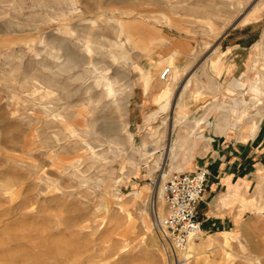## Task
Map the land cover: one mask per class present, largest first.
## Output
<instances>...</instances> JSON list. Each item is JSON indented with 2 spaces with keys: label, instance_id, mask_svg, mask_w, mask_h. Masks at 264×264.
<instances>
[{
  "label": "rangeland",
  "instance_id": "1",
  "mask_svg": "<svg viewBox=\"0 0 264 264\" xmlns=\"http://www.w3.org/2000/svg\"><path fill=\"white\" fill-rule=\"evenodd\" d=\"M255 15L256 22H242ZM64 49L76 63L65 61ZM173 50L182 74L171 87L170 107L145 123L160 86L173 77L167 68L159 80L156 62ZM148 72L154 80L144 96L138 79ZM48 75L55 82L45 96L39 80ZM190 78L202 94L179 98ZM188 90L195 93L194 85ZM184 97L186 121H180L175 104ZM209 102L208 121L192 132ZM218 112L230 113L240 131L215 136ZM57 115L73 136L50 120ZM254 122L256 134L243 143L258 140L260 168L264 0H0V264H168L171 253L153 237L148 209L152 197L166 215L155 191L162 169L163 182L176 166L206 169L211 150L239 142ZM182 129L202 136L166 158ZM205 137L211 138L206 150ZM143 141L157 143L150 155ZM229 231L203 228L184 264H264V213H248ZM222 235L229 237L226 250L215 247Z\"/></svg>",
  "mask_w": 264,
  "mask_h": 264
},
{
  "label": "crops",
  "instance_id": "2",
  "mask_svg": "<svg viewBox=\"0 0 264 264\" xmlns=\"http://www.w3.org/2000/svg\"><path fill=\"white\" fill-rule=\"evenodd\" d=\"M178 55V51L173 50L166 57L158 59L156 63L160 62L161 64L163 60L169 58L175 62ZM181 74L182 70L179 74V78ZM186 82L189 83L188 86H185ZM138 83L140 85V78L138 79ZM191 84L194 85L195 93L188 90V87ZM151 86L152 83H150L149 89ZM200 88L201 84L193 78H190L183 83L181 89L182 94L178 97L180 98L181 95L192 96L193 94H195V96H200L202 94ZM161 89L162 86H160L156 96L161 92ZM215 89L216 87H214V90L209 89L210 92L208 91V93H214ZM188 101L189 100L184 97L181 105L178 104V108H180L178 120L180 121H186L183 109H185V105ZM143 105H149V102L144 99ZM152 106H155L154 103ZM213 109V103L209 102L204 105L200 118L193 122L190 130L192 132H201L200 129L198 130V125L203 120L205 121L207 119L206 121H208V116L213 112ZM230 116V113L227 115L226 113L223 114L221 112H218L215 115L212 124V132L215 136L225 135L228 137L234 130L240 131L241 126L237 127L236 124H233L230 121ZM203 124L204 122L199 126H202ZM209 124L210 123L207 122L206 126ZM254 126L255 128L251 132H247V134H241L236 137L239 142H236L232 144V146L228 147V144L226 143L227 141H222L220 145H217L216 149L211 150V153L206 156L207 161L205 163L208 171V178L205 192L202 197L203 200L198 209V218L203 223L202 229L206 228L210 231H219L220 235L222 233H231L229 230L235 227L240 219L248 213H264V200L262 199L264 195V166L260 168L257 167L259 146L256 145V142L258 140L255 139V141L243 143L247 139L253 138L256 134L258 124L254 122ZM182 130L187 131V129ZM210 140L211 138L205 137L200 143L202 148L205 150L208 149ZM185 163V166H187V161H185ZM254 185L255 188L250 193Z\"/></svg>",
  "mask_w": 264,
  "mask_h": 264
},
{
  "label": "bare ground",
  "instance_id": "3",
  "mask_svg": "<svg viewBox=\"0 0 264 264\" xmlns=\"http://www.w3.org/2000/svg\"><path fill=\"white\" fill-rule=\"evenodd\" d=\"M259 17H260L259 15L249 16V17L243 19L242 22L244 24L245 23H250L252 21L256 22L259 19ZM160 41L161 40H159V42ZM50 44L52 46H54V44L52 42ZM113 45L117 47V45L115 43H113ZM57 49L59 50V47H56V50H54V53H56V51H58ZM54 53H52V54H54ZM63 55H64V58H65V61H67L68 63H73V62L76 63V57L74 55L70 54L65 49H64V54ZM178 65H180V64H178ZM178 65H176V63L173 62V60L171 58L163 60L161 62V64H160V62L156 63V66H155L156 68L157 67H161L160 72L158 74V79L159 80L161 79V74H163L164 72H166V74L164 76H162V80H164L165 79V76L167 75V73L169 71L168 69H171V68H172L173 77L171 76V78L168 79L169 82L165 80L168 83L162 87L161 92L156 96L155 101H154V105H155L154 106V109L151 110V112L147 115L146 120H145V123H148V122L152 121L159 114L166 113V111L169 109V107H170V97H171V91H172L171 90V87L173 85H175L176 83L178 84V82H177L178 79H179L178 77H179V74L181 73V68ZM58 75H61V73L58 74ZM152 81H153V77L150 76V72L140 74V86H141V89H142V94L144 96L146 95V93H147V91L149 89V85H150V83ZM39 82H40V85L41 86H39V90L38 91L40 93L42 92V94L46 96L50 92L49 89L51 87V84L53 82H55V81H54V79L49 78V75H48V76H42L41 79L39 80ZM188 84L189 83L186 82L185 83V86H188ZM95 85H96L97 88H99V85L100 84L99 85L95 84ZM103 86L104 87L105 86L107 87L106 90H107V93L109 95L112 94V83L111 82H106V85L104 84ZM174 100H175V96H174ZM175 107L178 108L179 105L176 103L175 104ZM76 117H78V116H76ZM57 119L59 121L63 122L64 125H66L64 128L67 129L69 131V133L73 136L74 135V131L71 128V126L68 124V120H65L60 115L51 116L50 117V120H52V122L53 121H57ZM163 123L165 125L168 124V133L170 135L171 134V131H172V127H173V121L171 120V118H169L167 116L164 119V122ZM183 133H184V135H181V136L177 137V139H175L176 145L174 147H171L170 145L166 146V152H165V157L166 158L167 157H171L173 155V152H174L175 149L176 150L181 149L182 146L184 144H186L187 141H189L190 137H193L195 140H199L201 138V136H202V135L193 136V135H190L189 133H187V131H184V130H183ZM141 146L143 148L144 155L147 156V155H150L155 150V148L157 147V143L155 142V143L147 144L145 141H143ZM181 166L173 167L174 171H183V169H181L182 168ZM174 171H172V172H174ZM164 177H165V174H164L163 169H162L161 174H160V177H159V180L156 182V185H155V191H156V194L158 193V200L160 199L159 200L160 203H161V201L164 202V199H163V190H162V184H163ZM149 193L151 195L154 192H152V190H149ZM135 197H137V194H135ZM114 199H116V201H119V203H115L117 205V209L119 211L122 210L123 207H122V204L120 203L121 202V199H119V198H114ZM148 209L151 210L153 212V214H154L153 215L154 216V221L151 223V226L153 228L151 233H152L153 237H155V239L157 240V242L161 244V243H163V239L161 238L160 230L157 229L156 223L158 221H161L163 217L161 216V214H160L159 211L157 212V202H155V199L152 198V197L149 199ZM144 214H146V213L144 212ZM146 223H147L146 222V218H143L142 219V224L143 225H146ZM200 234H201V232L198 235H200ZM198 235H196V236L195 235H191L190 236V238L188 239V242L186 243V245L188 244L187 247H186V245L184 246V248L186 247V249L184 251H182V249H184V248H182V249H179V250H175L173 253H171V255H170L171 257L168 256L167 259H166L168 261V264H184V262H186L188 259H190L191 258L190 252H192L194 250V247L196 245L195 239L198 237ZM228 242H229V237H227L226 235H222L221 241L219 243H217V245H215V244L214 245H215V247H220V248L226 250L227 249V246L229 244Z\"/></svg>",
  "mask_w": 264,
  "mask_h": 264
},
{
  "label": "built area",
  "instance_id": "4",
  "mask_svg": "<svg viewBox=\"0 0 264 264\" xmlns=\"http://www.w3.org/2000/svg\"><path fill=\"white\" fill-rule=\"evenodd\" d=\"M207 178L208 171L197 168L194 171H174L163 182L166 215L156 226L167 243L168 252L184 248L191 235L196 236L201 232L203 223L198 218V209Z\"/></svg>",
  "mask_w": 264,
  "mask_h": 264
}]
</instances>
